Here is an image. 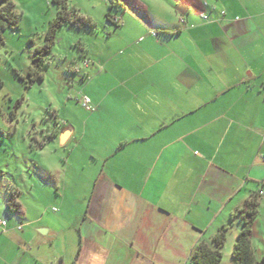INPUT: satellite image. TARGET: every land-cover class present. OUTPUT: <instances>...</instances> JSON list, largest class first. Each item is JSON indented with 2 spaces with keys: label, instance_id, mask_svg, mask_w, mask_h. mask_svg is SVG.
Masks as SVG:
<instances>
[{
  "label": "crops",
  "instance_id": "crops-1",
  "mask_svg": "<svg viewBox=\"0 0 264 264\" xmlns=\"http://www.w3.org/2000/svg\"><path fill=\"white\" fill-rule=\"evenodd\" d=\"M168 2L180 19L143 5L157 22L135 0L106 11L116 45L85 57L81 77L95 109L71 116L60 102L34 129L33 179L14 189L0 264H191L221 226L220 264H231L242 223L232 213L264 189V0ZM38 135L59 143V169L37 158Z\"/></svg>",
  "mask_w": 264,
  "mask_h": 264
},
{
  "label": "rangeland",
  "instance_id": "rangeland-1",
  "mask_svg": "<svg viewBox=\"0 0 264 264\" xmlns=\"http://www.w3.org/2000/svg\"><path fill=\"white\" fill-rule=\"evenodd\" d=\"M46 3L47 15L52 9H56V4L51 0H46ZM107 8L109 12L118 11L115 5H111V0ZM78 9L87 14V10ZM17 19L18 27L3 30V43L0 45V209L4 210V215L0 216L11 220L16 216L5 206L10 193L15 188L20 190L21 183H28L33 179V169L27 166L25 157L32 152L30 144L37 134L34 129L44 117L54 111L51 102L43 95L45 77L55 85V95L60 102L66 104V110L71 116L89 113L80 103V95L85 94L93 104L88 94L82 90L88 80L87 77L81 79L84 65L87 64L84 63L85 57H94L93 53L101 48L105 52L113 51L118 37L115 34L108 36L107 31H104V22L109 24L105 17L102 23L92 18L94 28L64 24L57 29L50 51L43 56L38 54L37 57L35 48L45 42L46 32L40 34L26 30L20 18ZM64 33H71L80 39L73 42L66 39ZM58 46L67 54L58 55L55 51ZM35 56L37 58L34 60ZM35 63L40 66L43 77L30 81L28 71L35 68ZM17 75H21L22 80ZM33 89L37 91L32 98L40 100L35 105L29 100ZM28 108L40 113L38 120L24 119L25 116H31V113L25 111ZM25 141L28 142L27 147L21 149L19 145ZM35 179L36 177L34 182Z\"/></svg>",
  "mask_w": 264,
  "mask_h": 264
},
{
  "label": "trees",
  "instance_id": "trees-1",
  "mask_svg": "<svg viewBox=\"0 0 264 264\" xmlns=\"http://www.w3.org/2000/svg\"><path fill=\"white\" fill-rule=\"evenodd\" d=\"M51 1L56 4V12L48 23L45 42L35 48L37 57L38 54L39 56H43L50 51L57 29L64 24L76 25L78 27H94L91 17L87 14L81 15V11L78 8L69 9L67 7V0ZM115 5L121 6L119 4ZM11 8L9 0H0V45L3 43V30L5 28L18 27V19L12 13ZM105 16L108 18L110 15L107 12ZM37 57L35 56L34 60ZM28 75L30 81L42 79L43 73L38 63H35V68L29 69ZM17 78L22 80L21 75H17ZM1 84L2 82L0 81ZM258 195L257 192L253 193L245 199L241 207L232 213V216H238L242 223L231 249V264H264V255L256 257L251 243V225L257 214ZM5 206L10 213L18 214L19 203L15 198V191L10 193ZM225 239L226 226H221L209 240L200 238L192 248L190 254L191 264H220L222 257L221 247Z\"/></svg>",
  "mask_w": 264,
  "mask_h": 264
},
{
  "label": "clouds",
  "instance_id": "clouds-1",
  "mask_svg": "<svg viewBox=\"0 0 264 264\" xmlns=\"http://www.w3.org/2000/svg\"><path fill=\"white\" fill-rule=\"evenodd\" d=\"M121 3H123V0H111V5H121ZM135 3L141 8H143V5H147L152 10V13H156L160 17L171 20H178L181 18L179 13L168 2V0H135ZM209 3H213L215 7H223L221 4H216L215 0H209ZM9 4L12 6V13H14L15 17L20 18L22 21V26L26 30L40 34H43L48 30L47 21L51 20L56 12V9H52L49 14H45L47 9L46 0H9ZM108 4H110V0H67V7L69 9H85L87 10V14L92 16L98 23L103 22L104 15L106 11L109 10L107 8ZM145 11L152 19L159 22L155 15H152V13L148 12L147 10ZM84 14L85 12H81V15ZM63 35L66 39L72 40L73 42L77 39H80V37L73 36L71 33H64ZM55 51L58 55L67 54L59 46L55 49ZM25 63L27 62L25 61ZM36 91L37 89H33L32 95L29 96V100L33 105L40 103L39 99L32 98ZM55 91V85L52 84L49 78L46 76L43 95L51 102L53 108H59L60 99H58L55 95ZM25 111L31 113V116H25L24 119L38 120L40 117V113L33 112L31 108L25 109ZM36 139L40 141L41 144H43L42 150L36 151L37 158L49 169H59V160L61 159V156L57 152H54V150H58L60 148L59 143L44 144L42 136L39 135L36 137ZM27 143L28 142L25 141V143L20 144L19 147L23 149L27 147ZM33 147H36V145H33ZM260 211L261 214L264 215V207H261ZM253 244L259 247V245L256 244V241H253Z\"/></svg>",
  "mask_w": 264,
  "mask_h": 264
},
{
  "label": "built area",
  "instance_id": "built-area-1",
  "mask_svg": "<svg viewBox=\"0 0 264 264\" xmlns=\"http://www.w3.org/2000/svg\"><path fill=\"white\" fill-rule=\"evenodd\" d=\"M87 62H88V59L84 60V63H87ZM80 103L88 111H93L95 109V106L90 103L89 98L85 94L80 95ZM258 193L264 195V189H259ZM7 224H8L7 218L0 217V231L5 230Z\"/></svg>",
  "mask_w": 264,
  "mask_h": 264
},
{
  "label": "water",
  "instance_id": "water-1",
  "mask_svg": "<svg viewBox=\"0 0 264 264\" xmlns=\"http://www.w3.org/2000/svg\"><path fill=\"white\" fill-rule=\"evenodd\" d=\"M177 9H178V11L180 12V13H184V11H185V9H186V7H184L183 5H179L178 7H177ZM69 127L67 128H64L63 130H61V132L59 133V142L60 143H63L64 142V140L67 138V136H68V134H69ZM41 231V230H40Z\"/></svg>",
  "mask_w": 264,
  "mask_h": 264
}]
</instances>
